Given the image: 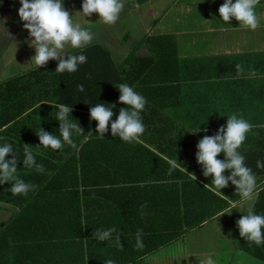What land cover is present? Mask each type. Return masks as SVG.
Instances as JSON below:
<instances>
[{
    "label": "crops",
    "instance_id": "1",
    "mask_svg": "<svg viewBox=\"0 0 264 264\" xmlns=\"http://www.w3.org/2000/svg\"><path fill=\"white\" fill-rule=\"evenodd\" d=\"M223 2L124 0V9L114 25L98 22L100 30L88 46H100L117 64L133 49L136 56L148 55L147 45H137L143 38L172 37L173 50L169 40L157 44L158 49L171 47V54L174 52V60L163 65L164 78L170 80L130 85L134 89L147 88V93L140 94L147 101L141 112L145 131L136 142L140 146L122 141L116 149H67L75 156L63 158L65 168L60 178L49 182L52 189L35 194L34 199L23 198L34 200L27 217L19 215L18 207L0 202L7 211L0 231L10 230L7 244L1 246L7 250L19 249L21 264H105L108 259L115 264H202L209 256L215 264H264V244L257 246L244 240L236 226V221L249 208L264 215L261 174L264 168H257L260 160L252 162L251 151H245L264 149V127H254L240 149L246 166L257 178V189L250 201L233 208L231 202L240 197L231 183L220 190L222 195L212 187L205 189V185L211 186V177L203 176L202 166L196 160L199 140L226 127L227 117L232 114L254 125H264V0H259L256 6L260 24L255 31L239 27L235 19L225 24L218 12ZM74 8L73 5L64 8L73 15V21L78 11ZM20 24L23 28V23ZM150 25L149 32L145 28L136 32L139 26ZM9 26L12 28L8 40L13 37L21 46L29 44V33L24 28ZM1 27L2 23L0 30ZM32 50L35 51L26 49L22 57L27 60ZM237 64L244 68L241 75L236 74ZM47 65L52 66V75L68 74L55 72L56 61ZM42 69L27 68L15 78L20 77L18 86L24 93L30 77L37 71L41 72V78L51 80L52 95H47L51 100L40 99L32 109L46 105L54 110L43 107L25 122L23 114L19 127L8 131L6 128L12 123L1 126L0 134L13 131L15 136L37 137L41 128L49 134H59L58 109L53 107L58 103L53 96L57 85L53 84V76ZM250 69L255 70L254 77L249 76ZM10 80L0 83V92L7 91L5 83ZM91 98L87 94L80 102L94 106ZM24 99H21L23 103ZM118 101L112 109V121L126 107ZM11 105V99L0 98V123L11 113ZM69 106L74 107L69 119L83 121L84 127L90 124V119L84 117L90 113L88 110ZM110 125L111 121L104 138H114ZM218 159L225 157L220 154ZM170 160L177 161L175 167L170 165ZM142 205H146L143 215ZM15 221L16 226L7 227ZM111 227L117 229L111 240L100 242L92 238L98 228ZM173 227L178 232L174 239ZM138 229L143 230V249L135 246ZM117 235L122 247L115 244ZM180 238L186 240L181 246L183 263L171 252Z\"/></svg>",
    "mask_w": 264,
    "mask_h": 264
},
{
    "label": "clouds",
    "instance_id": "2",
    "mask_svg": "<svg viewBox=\"0 0 264 264\" xmlns=\"http://www.w3.org/2000/svg\"><path fill=\"white\" fill-rule=\"evenodd\" d=\"M21 7L18 15L23 23V28L29 33V47L35 50V55L30 62L38 68L44 67L51 60L57 62L56 73H73L78 70V66L87 62V57L83 54H73L70 49H83L93 40L92 33L73 21V15L63 7L64 0H19ZM259 0H224L218 12L221 20L229 24L232 19L239 23V27L255 31L260 24L256 14V6ZM124 9V0H83L82 12H77L83 17L92 14L99 15V21L105 25H114ZM236 74L244 72L242 65H235ZM255 70H249V76L254 77ZM116 89L120 93L119 103L125 105L121 108L118 117L112 121L114 115L112 107H106L104 103H96L90 107V120L97 123L96 132L104 138L111 121V135L118 137L126 143L138 142L145 131V126L141 119V112L147 103L146 99L137 93L133 87L126 83L117 85ZM77 90L84 91L83 84L77 86ZM53 107L58 109L56 120L59 122V134L53 135L45 132L42 128L36 136L39 139V148L60 150L65 143L76 147L72 136L73 133H82L74 119H69L72 107L65 104H56ZM254 127H264V125H254L242 116L232 114L227 117L226 127L222 126L213 136L205 135L197 144L196 160L202 166V174L205 178L211 177V186L205 185V189L212 187L221 194V189L228 187L229 183L235 186V194L240 200L233 201L232 207H236L245 201H250L257 189V178L252 169L245 164V157L241 154V147L247 139V134ZM199 131V130H198ZM197 131V132H198ZM206 131V129H205ZM32 147L24 146L23 167L34 168L36 172L43 173L44 166L38 164L31 151ZM223 154L225 159H218ZM11 156V159L8 157ZM170 165L175 167L177 161L170 160ZM18 159L13 152L11 144L0 146V185L10 183L12 186L8 190L11 194L27 195L29 191H35L36 185L26 183L19 178ZM257 168H264V162L257 161ZM186 172V169H184ZM226 171L230 175L225 176ZM193 176L194 180L196 177ZM222 195V194H221ZM227 198V197H226ZM146 205L141 206V214ZM223 216V215H222ZM221 217V216H220ZM239 235L244 240L259 246L264 244V215L256 214L251 208L236 221ZM117 233L115 227L108 229L98 228L92 234V238L97 241H109ZM143 230L136 232V248L143 249ZM116 246L121 245L120 236L115 239ZM105 264H115V261L108 259ZM202 264H215L209 256Z\"/></svg>",
    "mask_w": 264,
    "mask_h": 264
},
{
    "label": "trees",
    "instance_id": "3",
    "mask_svg": "<svg viewBox=\"0 0 264 264\" xmlns=\"http://www.w3.org/2000/svg\"><path fill=\"white\" fill-rule=\"evenodd\" d=\"M171 41L172 50L174 49L173 39L170 36L164 37H146L141 41H138L139 44H145L149 48V54L146 56H136L134 50L126 57V59L121 63H115L110 54L101 48L98 45L88 46L82 51H76L74 54H83L87 57V62L79 65L78 70L73 73H68L64 75H52L50 65L47 67H43V71H47L51 76H53V84L54 86L53 96L57 99V104H65V105H73L75 108H81L76 110H88L90 112L91 106H84L80 101L82 100V96H86L87 94L92 97L90 99L91 104L100 103V101H105L106 107H112L111 105H115L119 100L120 93L116 89L117 85L121 83H126L129 86L135 82L145 84L150 82H165L170 79L164 78V70L163 65L166 61L174 60V52L171 54V47L168 49H158L157 44L162 41ZM58 76V77H57ZM18 78L12 79L5 83V87H7V91L0 92V98H6L12 100V105L10 108L14 109L12 113L8 115L1 123V126L9 125L6 130H13L15 124V120L22 116L23 114H31L33 112L40 111L43 107H47L51 109L50 106L39 105L35 107L34 104L24 105L21 101L25 97L24 91L20 90V86H18ZM60 80V81H59ZM83 84L84 91L80 92L77 90V86ZM139 94L147 93V88H139L136 86L134 89ZM52 95V93H51ZM103 99V100H102ZM79 103V104H77ZM102 103V102H101ZM74 109V107H72ZM85 119H90V113L84 115ZM73 119V118H71ZM79 124V127L83 131V134H90L89 136H72V139L76 145V147H72L67 143L64 146L57 150L52 149H44L39 148L40 142L38 137H29V136H0V146L4 144H11L13 148L14 154L18 159V171L16 175L23 179L26 183H30L36 185L35 191H29L27 195H13L10 191L11 188L10 183H5L0 185V202L5 204H11L12 206L18 207L20 209L19 215L28 216L30 208L34 205V200H23L25 197H29V199H34L35 194H43L46 191L52 189L49 185V182L53 179H58L61 177V171L65 168V164L62 162L63 158L66 156L73 157L75 156L74 152H68L67 149H116L122 145V141L116 138H102L96 132L97 123L95 121L90 120V124L87 126L83 121L75 120ZM3 124V125H1ZM95 126V127H94ZM6 133V132H5ZM31 146L32 153L36 159L38 164H42L44 166V172L38 173L34 168H25L23 167L22 161L24 159V146ZM127 145V144H126ZM132 146H140L136 142L130 143ZM244 150V149H243ZM246 152L251 151L252 154V162L257 159L261 162H264V149H248ZM243 152V151H242ZM12 157L9 156L8 159ZM65 161V160H64ZM255 172H258L255 171ZM264 176V171L261 173ZM17 222L12 223L7 227L16 226ZM190 226V224H189ZM195 226V225H193ZM176 228L173 227L172 239L178 236V232H176ZM7 234H10L9 229H2L0 231V264H21L20 263V250L16 248H8L4 249L1 245L2 243H6L8 238ZM15 243V241H12ZM27 253L28 250L26 249Z\"/></svg>",
    "mask_w": 264,
    "mask_h": 264
},
{
    "label": "rangeland",
    "instance_id": "4",
    "mask_svg": "<svg viewBox=\"0 0 264 264\" xmlns=\"http://www.w3.org/2000/svg\"><path fill=\"white\" fill-rule=\"evenodd\" d=\"M82 3H83V0H64L63 6L73 5L75 6L74 9L78 10L77 12H82L81 10L82 8H80L82 7L80 6ZM77 4L78 5L80 4V5L77 7L76 6ZM20 7L21 5L19 3V0H0V23H2V27H1L2 29L0 30V83H2L3 80H7L10 78L14 79L16 76H18L17 74H19L20 71H24L27 68L31 69V68L36 67L35 64L29 62L31 58L35 55V51L32 50V55L27 57L28 61L22 57V53H24L26 49L28 51L30 50L31 47H29V44L26 43L23 46H21L20 41L15 40L13 37H11L8 40L7 34L9 33V30L12 28L11 26H9V24L16 25V28L19 27L21 30H23L22 25L20 24L21 21H19V15H18V10ZM13 21H15L16 23L15 24L12 23ZM74 22L81 24L82 27H84L86 23L93 25V26L89 25L87 27V24H86V26L84 27L85 29L89 30L92 33V35L98 33V31L100 30V26L98 23L100 22L99 15L93 14L92 16H89V17H83L79 14H76ZM138 28L139 29L136 32H141L143 28H145V32H149L152 29V25L146 26V27L139 26ZM23 48H24V51L22 50ZM73 50L75 49H70L69 51L71 52ZM20 57H22V59ZM52 62H54V60H51L48 63L51 64ZM43 72H46V71L44 70ZM40 75H41V72L37 71L33 74V76L30 77V84H28V89L24 93L25 99H24V103L22 102L23 106L34 104L38 100L43 99V98L51 100L52 97L47 96L52 93V90L50 91L51 89L50 85H52L51 80L49 81L46 78L43 79L40 77ZM51 110H54V108H52ZM13 111L14 109L10 108V112L12 113ZM36 113H38L37 110L31 114L25 113L23 115L24 118L21 116L19 118L20 119L23 118L22 121L25 122L28 119V117H32ZM19 118L15 121L16 126H14V129L20 126ZM13 131L2 133L0 134V136L1 135L3 136L13 135L14 133ZM1 205L2 204H0V221L4 218L3 215L6 214L7 212L6 210H3ZM0 223L2 224L3 221H1ZM185 241H186L185 239H181V238L176 239V241L174 242L175 244L173 245V249L171 250L172 254L175 255V257L178 260H180L182 263H183V260L181 258L183 257H182L181 246H182V243ZM191 253L194 254L195 252L193 251Z\"/></svg>",
    "mask_w": 264,
    "mask_h": 264
},
{
    "label": "flooded vegetation",
    "instance_id": "5",
    "mask_svg": "<svg viewBox=\"0 0 264 264\" xmlns=\"http://www.w3.org/2000/svg\"><path fill=\"white\" fill-rule=\"evenodd\" d=\"M65 8V6H63Z\"/></svg>",
    "mask_w": 264,
    "mask_h": 264
},
{
    "label": "water",
    "instance_id": "6",
    "mask_svg": "<svg viewBox=\"0 0 264 264\" xmlns=\"http://www.w3.org/2000/svg\"><path fill=\"white\" fill-rule=\"evenodd\" d=\"M66 10V9H65ZM67 11V10H66Z\"/></svg>",
    "mask_w": 264,
    "mask_h": 264
}]
</instances>
